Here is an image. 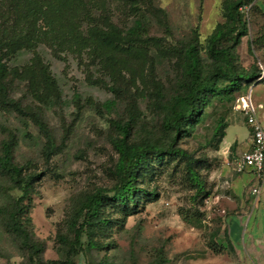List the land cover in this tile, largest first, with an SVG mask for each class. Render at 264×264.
Masks as SVG:
<instances>
[{
	"label": "rangeland",
	"instance_id": "obj_1",
	"mask_svg": "<svg viewBox=\"0 0 264 264\" xmlns=\"http://www.w3.org/2000/svg\"><path fill=\"white\" fill-rule=\"evenodd\" d=\"M91 1L93 5L88 6L96 19L106 14L123 31L138 20L144 22L146 43L137 44L149 53L143 79L139 60L131 65L135 82L124 71L114 82L97 58L84 52H59L57 57L49 46L41 45L37 52L50 65L61 99L43 104L25 81L13 77L9 99L21 111L0 104V146L14 135L15 163L26 173L45 174L24 204L30 220L27 226L42 246L41 257L46 262L66 259L68 246L63 239H73L71 223L81 201L99 188L114 187L118 161L114 141L122 137L119 125L130 128L134 142H169L164 107L178 91L183 51L198 43L204 66L211 65L207 39L224 22L226 0H138L137 10L128 0ZM243 12L248 35L237 47L238 66L246 70L256 66L264 76V0H255ZM32 56L21 52L8 65L21 67ZM251 86L236 95L235 104L215 100L205 109L203 120L178 144L202 160L199 172L209 195L197 198L196 189L186 179L184 164L166 160L142 185L157 192L158 199L141 200L139 211L127 219L108 207V216L118 224L102 239L105 248L86 249L75 258L76 264H264V214L252 211L248 189L240 190V175L231 164L235 135L243 141L250 133L236 105ZM251 94L254 103L264 105V80ZM220 120L229 125L226 137L213 141ZM19 196L9 177L0 171V208H12ZM232 214H243L241 219L234 216V221L242 224L231 238L236 251L228 249L224 237ZM6 220L7 215L1 214L0 264H28V251L8 231ZM213 244H223L224 249L215 252Z\"/></svg>",
	"mask_w": 264,
	"mask_h": 264
},
{
	"label": "trees",
	"instance_id": "obj_2",
	"mask_svg": "<svg viewBox=\"0 0 264 264\" xmlns=\"http://www.w3.org/2000/svg\"><path fill=\"white\" fill-rule=\"evenodd\" d=\"M128 1L130 7L137 10L138 0ZM254 1L224 2V22L207 39L209 67L202 62L198 43L189 44L183 51L178 91L164 107V126L170 134L167 144L134 142L130 139V128L119 125L122 137L114 141L118 153L114 170L116 183L111 190L99 188L81 201L71 223L73 239H63L68 246L65 260L44 261L41 257L43 248L34 240L27 226L30 220L26 216L24 202L34 192L35 184L45 176L44 172L26 173L23 167L15 163L14 135L1 144L0 171L9 177L20 196L12 208H0V215H7L6 228L28 251V264H76L75 258L86 249H104L102 239L113 225L118 224L108 216V207L115 208L127 219L139 211L141 200L156 201L158 193L142 185L155 167L166 160H177L184 164L186 179L196 189L197 198L209 195L199 172L202 160L193 157L178 144L203 120L205 109L215 100L235 104L237 94L264 80L256 66L246 70L237 62V47L248 35L243 8ZM88 3L93 5L91 0H0V104L11 105L21 111L20 106L9 99L10 79L13 77L25 81L32 95L43 104L52 105L61 99L62 92L50 65L37 52L41 45L49 46L57 57H60L59 52H76L80 55L84 52L97 58L114 82L121 71L130 74L131 81L135 82L131 65L132 61L139 60L140 77L143 79L149 53L138 48L137 44L146 43L142 36L144 22L138 20L135 26L123 31L106 14L96 19ZM24 51L33 53L28 63L21 67L8 65ZM119 53L122 57L118 56ZM41 124L45 126L43 122ZM228 127L225 120H220L214 129L213 141L223 140ZM227 243L228 249L233 251L232 244ZM221 245L213 244L212 250L222 251L224 245Z\"/></svg>",
	"mask_w": 264,
	"mask_h": 264
},
{
	"label": "built area",
	"instance_id": "obj_3",
	"mask_svg": "<svg viewBox=\"0 0 264 264\" xmlns=\"http://www.w3.org/2000/svg\"><path fill=\"white\" fill-rule=\"evenodd\" d=\"M236 109L245 116L250 136L251 149L232 161V168L238 175H249L251 205L257 206L260 201L261 188L264 182V126L257 115V107L251 100V94L240 97ZM262 108V106H260Z\"/></svg>",
	"mask_w": 264,
	"mask_h": 264
},
{
	"label": "crops",
	"instance_id": "obj_4",
	"mask_svg": "<svg viewBox=\"0 0 264 264\" xmlns=\"http://www.w3.org/2000/svg\"><path fill=\"white\" fill-rule=\"evenodd\" d=\"M255 86H257V83H255L254 85L251 86L250 92H249L250 94H251L252 90H254ZM251 100H252V94H251ZM252 102H253V100H252ZM253 104L257 107L258 118H259L260 122L262 123V125L264 126V105L263 104H256L254 102H253ZM260 106H262V108H260ZM260 111H262V112H260ZM236 137L237 136L235 135L234 141L231 143V145L234 144V146H232V147H234L233 151L235 153L233 160L237 159L242 154H244L245 152H247L251 149L250 133L248 135V138L243 140V141L236 138ZM235 145H237V146L235 147ZM237 183L239 184L241 191H243L245 187L247 189H249V175H240L239 178L237 179ZM247 192H248V190H247ZM249 203H251V201ZM255 209L260 214H264V182H263V185L261 188L260 201H259L257 206L252 207V211ZM251 214H252V212H251ZM251 214H248L249 219H251ZM234 216H238L241 219L243 217V214H232L228 217V219L226 221L227 223H226V228H225V232H224V237H225V240L230 242V244H232L231 238H233L235 232L240 230L241 226H242V224H239L238 222L234 221ZM232 246H233L234 250L236 251L233 244H232Z\"/></svg>",
	"mask_w": 264,
	"mask_h": 264
}]
</instances>
